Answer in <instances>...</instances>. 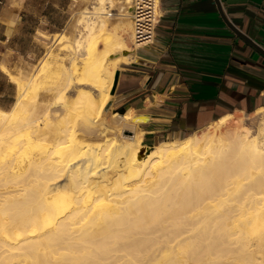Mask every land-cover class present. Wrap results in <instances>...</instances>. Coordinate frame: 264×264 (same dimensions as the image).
<instances>
[{"label":"bare ground","instance_id":"1","mask_svg":"<svg viewBox=\"0 0 264 264\" xmlns=\"http://www.w3.org/2000/svg\"><path fill=\"white\" fill-rule=\"evenodd\" d=\"M92 2L72 44L51 35L69 54L48 47L19 74L0 64L18 88L0 108V264H264V106L152 145L133 108L107 122L116 58L135 51L133 0ZM45 69L63 75L48 100Z\"/></svg>","mask_w":264,"mask_h":264},{"label":"crops","instance_id":"2","mask_svg":"<svg viewBox=\"0 0 264 264\" xmlns=\"http://www.w3.org/2000/svg\"><path fill=\"white\" fill-rule=\"evenodd\" d=\"M77 3L0 0V64L19 74L38 63L47 50L40 32H65ZM160 8L154 42L119 53L113 72L110 108L144 116L145 141L264 106V53L226 22L264 50V0H161ZM17 89L0 67V108L13 104Z\"/></svg>","mask_w":264,"mask_h":264},{"label":"rangeland","instance_id":"3","mask_svg":"<svg viewBox=\"0 0 264 264\" xmlns=\"http://www.w3.org/2000/svg\"><path fill=\"white\" fill-rule=\"evenodd\" d=\"M89 1H91V0H78V3H77V6H76V10L78 11L77 13H75L74 14V16H73V23L71 24V26H70V28H68V29H66L65 30V32H67L68 33V37H69V39H70V41H71V44L74 42V39H75V35H76V25H75V20H74V18H75V16L76 15H80V13L82 12V11H85V10H89V8H87L88 6H85L86 4H88V2ZM115 8H114V6H112L111 7V9H110V11H109V17H110V20L113 22L115 19H118L119 17H120V15L121 14H119L118 12H117V10H115L114 12H112L113 10H114ZM116 12V13H115ZM115 13V14H114ZM108 29L111 31L112 29H113V25H110V26H108ZM64 32V33H65ZM40 34H42V38H43V40H44V42H45V45H46V47H47V49H48V47H51L52 49H53V52H56V51H59V52H62V53H67V54H69L72 50H73V48H67V49H58V44L59 43H53L52 42V40H51V35L52 34H49V33H47V32H40ZM129 41H128V44H130V46L133 48L134 47V45H133V43H132V38H129L128 39ZM98 45L99 46H102V43L101 42H99L98 43ZM81 52L83 51V50H80ZM47 53V50H46V52H45V54ZM44 54V55H45ZM44 55L42 56V57H44ZM66 62H67V60H66ZM54 65V66H53ZM57 66V64H52V67H53V69H54V71H56V67ZM34 66H31V68H30V70H32V68H33ZM29 70V71H30ZM46 70V71H45ZM45 70H43L42 72H40V74H39V76H38V81H39V87H38V96H40L39 98L40 99H44V97H45V100H48V99H50L51 98V96H52V93H53V90H54V86H55V81H57V80H59L61 77H63V75L61 74V73H57V72H54V74L53 73H51V71H49V69H45ZM28 71V70H27ZM53 74V75H52ZM51 75V76H50ZM56 75H57V77H56ZM54 77V78H53ZM57 78V79H56ZM54 79V80H53ZM53 81V82H52ZM47 82V83H46ZM51 87V89H49ZM53 87V88H52ZM73 87H75V86H73ZM72 87V88H73ZM70 88V91H71V93L69 94V96H70V98L72 99L73 98V96H74V94L76 93L75 91H76V89L75 88ZM112 88V87H111ZM72 89V90H71ZM74 90V91H73ZM73 93V94H72ZM110 94H112L111 93V89H110ZM46 95V96H45ZM72 95V96H71ZM48 99H47V98ZM111 98H112V95H111ZM16 100V99H15ZM15 102V101H14ZM13 102V103H14ZM117 109L118 108H116V109H113V108H111L109 111H107L106 112V114L107 115H105V120L107 121V122H109V121H112V120H114V116H113V111L115 112V111H117ZM61 112V110L59 109V111H58V114ZM244 115H248V114H250V113H252L253 114V111H251V112H242ZM53 114H56L57 115V113L56 112H53ZM118 119H120L121 117H122V114L121 113H119L118 111H117V116H116ZM80 119V118H79ZM110 119V120H109ZM259 121H260V117H259V115L257 114V113H255L254 112V116L252 117V118H249V120H248V124L250 125V128L252 129V132H254L255 130H256V126L258 125V123H259ZM142 122H143V120H142ZM129 125V126H128ZM126 127H129L130 129H132L133 128V125H130V124H128ZM77 126V127H76ZM75 127L79 130L78 132L79 133H84V134H82V135H84V136H89L90 135V133L91 132H93L92 130H86L85 132L87 133V132H89V133H85L84 132V130L85 129H80V125H76ZM202 127H206V125L205 126H202ZM201 128V127H200ZM200 128H197V129H200ZM81 131V132H80ZM193 130L191 129V130H188V131H185V132H183V133H181L180 134V136H185V135H187V134H189V133H191ZM145 133V132H144ZM86 134V135H85ZM175 135H172V134H165V135H162V134H160L159 136H155L154 138H153V141H145L144 139L142 140V143H144V144H149V145H152V144H154V143H156L159 139H161V138H172V137H174ZM177 136V135H176Z\"/></svg>","mask_w":264,"mask_h":264},{"label":"built area","instance_id":"4","mask_svg":"<svg viewBox=\"0 0 264 264\" xmlns=\"http://www.w3.org/2000/svg\"><path fill=\"white\" fill-rule=\"evenodd\" d=\"M161 0H133V39L134 47L150 45L156 37L157 25L161 17Z\"/></svg>","mask_w":264,"mask_h":264},{"label":"water","instance_id":"5","mask_svg":"<svg viewBox=\"0 0 264 264\" xmlns=\"http://www.w3.org/2000/svg\"><path fill=\"white\" fill-rule=\"evenodd\" d=\"M218 2V1H217ZM220 10V9H219ZM226 20V19H225ZM226 22L229 24V26L237 33L239 34L240 36H242L243 38H245V40H247L248 42H250L253 46H255L256 48H258L259 50H261L263 53H264V50L263 48H261L260 46H258L255 42H253V40H251L248 36H246L241 30H239L238 28H236L232 23L228 22L226 20ZM117 79H118V73L116 72L115 73V76H114V81H113V85H112V88H111V93L113 94L115 92V85L117 83ZM111 106V101L109 100L107 102V105H106V108L108 109L109 107ZM117 111L119 113H123L125 112V108L124 107H121L119 109H117Z\"/></svg>","mask_w":264,"mask_h":264}]
</instances>
